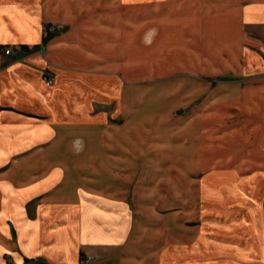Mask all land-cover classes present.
<instances>
[{"label":"crops","instance_id":"1","mask_svg":"<svg viewBox=\"0 0 264 264\" xmlns=\"http://www.w3.org/2000/svg\"><path fill=\"white\" fill-rule=\"evenodd\" d=\"M160 13L195 122L231 100L230 128L201 122L214 137L184 141V163L211 164L198 173V216L191 189L177 204L174 169L161 188L160 142L143 140L137 108L129 118L125 75L82 65L131 35L142 47L145 18ZM206 74L221 77L214 106ZM82 253L93 264H264V0H0V264H78Z\"/></svg>","mask_w":264,"mask_h":264},{"label":"rangeland","instance_id":"2","mask_svg":"<svg viewBox=\"0 0 264 264\" xmlns=\"http://www.w3.org/2000/svg\"><path fill=\"white\" fill-rule=\"evenodd\" d=\"M134 6L135 4L129 5L128 11H135ZM143 6L144 16H151V6ZM160 6H166V4ZM130 7H133V10H130ZM159 16L160 19L158 20L145 18L143 23L144 42L142 47L139 42L136 45L137 38L131 35L124 39V41L127 40V45L123 46L127 48L126 50L92 53L94 56L90 57L86 62L84 61L82 65L89 68L102 67L115 69L125 75L129 118H133L131 116L133 112L131 111L133 108H137L135 115L138 113V130L142 131L143 140L145 142H160V147H154L151 151H155V153L160 155L159 159L157 158V165L160 170L161 188L167 187L169 180L170 186H173L177 190L176 202L178 205L180 201H183L184 189H191L189 198L192 203V216H198V200L195 205V199L198 197L195 193L200 186L197 177L199 172L210 167L211 164L184 163L186 154L184 141L185 138L189 141L191 137L192 139L197 138V142L199 143L201 136L208 141L211 140V137H214L210 135L211 129H208V133L205 128L202 130L199 129L202 124L209 125L218 122L225 128H230L233 118L230 113L231 100L227 98L226 102H229V104H221L223 111L219 109L218 114H207L204 116V120H196L195 122L196 116H193L191 111L192 107L185 108L183 103L182 80L184 79L183 74L185 71L183 67V52L176 51L175 54L170 52L168 39L170 38L169 28H172L173 25L171 24L172 20L169 21L167 19V13H160ZM176 22L181 24V26L184 24L183 20H176ZM174 25L177 27L176 23ZM170 61L173 63L172 67L169 65L171 64ZM206 76L209 82L207 85L209 91L206 93L207 95L204 101L207 102V105L214 106L217 104L214 89L217 85L220 86L221 77L220 75L211 76V74H206ZM219 98H221L220 95ZM191 114L192 116H190ZM190 118L193 120L191 126H189ZM201 122L203 123L201 124ZM227 139L229 138H224V140ZM173 141H175V144ZM173 145L175 146L176 154L175 165H172L171 162L169 164L167 163V156L171 155L174 151V148H172ZM213 149V151L210 149L205 150V152H209V157L216 155L215 148ZM144 150L148 151L150 149L145 147ZM154 166L156 167V164ZM171 169H174V179L168 176L169 172L172 176ZM167 177L170 179L167 180ZM183 213L182 211H177L176 217L181 219L182 217L180 218V216ZM182 232L183 228H177V234L181 239ZM182 262L180 261L177 264H182Z\"/></svg>","mask_w":264,"mask_h":264},{"label":"built area","instance_id":"3","mask_svg":"<svg viewBox=\"0 0 264 264\" xmlns=\"http://www.w3.org/2000/svg\"><path fill=\"white\" fill-rule=\"evenodd\" d=\"M63 27L62 24H50L48 26V32L49 33H55L61 30ZM11 49L8 48L6 49V53H10ZM46 81L48 84H51L53 82L52 78L45 77ZM96 260V256L91 253H82L79 258V263L78 264H93Z\"/></svg>","mask_w":264,"mask_h":264},{"label":"clouds","instance_id":"4","mask_svg":"<svg viewBox=\"0 0 264 264\" xmlns=\"http://www.w3.org/2000/svg\"><path fill=\"white\" fill-rule=\"evenodd\" d=\"M73 150L77 153L81 152L84 148V141L82 138L77 137L72 142Z\"/></svg>","mask_w":264,"mask_h":264}]
</instances>
